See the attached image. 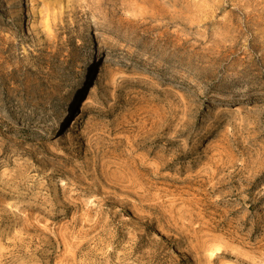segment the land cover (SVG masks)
Listing matches in <instances>:
<instances>
[{
  "label": "rangeland",
  "instance_id": "1",
  "mask_svg": "<svg viewBox=\"0 0 264 264\" xmlns=\"http://www.w3.org/2000/svg\"><path fill=\"white\" fill-rule=\"evenodd\" d=\"M0 264H264V0H0Z\"/></svg>",
  "mask_w": 264,
  "mask_h": 264
},
{
  "label": "bare ground",
  "instance_id": "2",
  "mask_svg": "<svg viewBox=\"0 0 264 264\" xmlns=\"http://www.w3.org/2000/svg\"><path fill=\"white\" fill-rule=\"evenodd\" d=\"M107 66V63L106 62H104L102 65H101V69L100 70H103L105 67ZM178 90V89H177ZM178 91H180V90H178ZM177 91V92H178ZM181 92V91H180ZM183 92V91H182Z\"/></svg>",
  "mask_w": 264,
  "mask_h": 264
}]
</instances>
